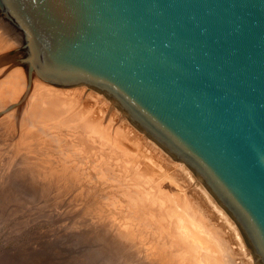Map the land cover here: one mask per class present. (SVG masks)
<instances>
[{
    "label": "water",
    "instance_id": "obj_1",
    "mask_svg": "<svg viewBox=\"0 0 264 264\" xmlns=\"http://www.w3.org/2000/svg\"><path fill=\"white\" fill-rule=\"evenodd\" d=\"M12 64L104 94L184 162L264 264V0H0ZM11 107V106H10Z\"/></svg>",
    "mask_w": 264,
    "mask_h": 264
},
{
    "label": "bare ground",
    "instance_id": "obj_2",
    "mask_svg": "<svg viewBox=\"0 0 264 264\" xmlns=\"http://www.w3.org/2000/svg\"><path fill=\"white\" fill-rule=\"evenodd\" d=\"M20 42V33L0 15V48L11 47ZM9 63L11 66L17 65ZM23 80L20 71L16 68L11 70L0 88V103L2 100H14L25 88ZM57 87L33 76L27 96L4 110L7 112L18 107L11 116L5 117L0 122L1 129L6 128L8 124L12 125L9 132H12L14 136L9 139L10 146L13 148L15 144L16 152L22 156V160H19L17 162L19 164L15 166L19 167V170L13 172L14 176L28 178L30 184L33 183L45 192L57 191L58 185H65L68 190L86 189L85 191L82 189L84 194L80 197L70 195L71 201L77 204L80 201L79 203H84L83 205L87 203L85 206L87 209L84 210L89 213L88 216L93 215L95 218L100 216L104 220L101 228L97 226L102 236L110 237L114 230L113 235L116 233L117 236L119 232L125 238L124 224L128 223L132 227L130 232L133 234L138 231L142 235L150 233L153 236L155 242L157 241L149 245L153 249L144 251L147 258L151 257L149 264H234L233 255L229 253L232 240L241 245L247 263L250 261L253 264V257L235 222L205 186L199 180L197 181L196 176L184 162L173 160L158 144L132 125L104 95L93 90L87 92L84 85L75 86L77 88ZM32 90L34 92L28 100ZM84 95H87V100L92 105L78 109L74 100L79 101ZM104 108L107 109L104 110ZM95 113L98 115H93ZM22 117L27 124L21 122ZM57 118H61V123L52 124ZM61 126L67 127L65 130L69 132L81 128V131L78 129L80 139L77 136L69 137L66 133H64L65 136L61 132L59 134L57 130ZM82 130L93 134L94 139ZM84 134L91 139L84 140L86 136ZM101 140L106 141L110 150L114 149L118 154L104 153L105 151L102 150H105L103 148L106 146L101 144ZM57 152L65 153L62 156L63 159L53 156ZM110 157H113L112 160L109 159ZM146 160L148 162H145ZM128 165L133 169L132 173L126 170ZM152 166H158L160 170L164 169L163 173L153 171V174L155 173L156 176L171 174L177 185L171 182L167 184V181L165 185L161 184L162 187L158 184L159 188L155 187V190L149 186L147 187L149 189L145 190L138 185L137 183L146 177V171L154 168ZM171 169H174L173 172ZM136 176L139 181L135 180ZM148 179L152 178L149 176ZM134 180L135 183H133ZM56 187L57 189H54ZM190 187H193V190L186 192ZM85 192L88 193L85 194ZM185 194L190 198L189 201H186ZM68 197L66 196V199ZM196 205L206 211L205 223L197 221L192 215ZM81 211L78 212L81 213ZM112 211L113 214L120 216V223L112 219ZM81 214L84 215V212ZM214 216L216 219H221L222 223L217 224L216 227L207 226L209 222L216 223ZM226 229H229L232 234L231 239L229 235L224 234ZM217 235H220V241L216 240ZM201 239L206 243L215 242L218 255L221 254L220 260L212 258V253L200 251L202 245H205Z\"/></svg>",
    "mask_w": 264,
    "mask_h": 264
},
{
    "label": "rangeland",
    "instance_id": "obj_3",
    "mask_svg": "<svg viewBox=\"0 0 264 264\" xmlns=\"http://www.w3.org/2000/svg\"><path fill=\"white\" fill-rule=\"evenodd\" d=\"M21 43L22 41L19 44L17 43L16 45L11 47L0 48V88L3 85L4 79H6L7 76L10 74L11 70L15 68L17 71H20L22 73L24 79L23 80L24 86L26 88L27 79L24 68L19 65L11 66V64L9 63L10 60L9 61L6 60V59H11V57L8 58L5 56V55L15 56L14 49L20 47ZM25 88L22 90V92H20L16 96V98H14V100L11 101L2 100V102L0 103L1 105L0 122L5 117L11 116L13 112H15V110L18 108L15 107L10 111L7 112L4 111L10 105L17 103L20 100V98L23 96ZM84 88L88 90L87 92H89V90H93L85 85ZM33 90L31 91L28 100H30V98L32 97V94L34 92ZM93 92H97L98 94L104 95L96 90H93ZM86 96L87 95H84L83 98H81L79 101L74 100V102L76 101L75 103L78 106L74 102L73 104H75L78 107V109H83V107L85 106L92 105L87 100ZM105 109L107 108H104V110ZM93 115L97 116L98 114L95 113ZM23 119L24 118L22 117L21 122L27 124V122L24 121ZM57 123L58 124L61 123V118H57L54 122H52V124H57ZM8 125H6L7 129L5 127L1 129L0 127V264H122V263L149 264V262H151V257L150 259L147 258L148 256L144 251L152 250L153 248L150 247L149 245H152L157 241L155 242V239L152 238L153 236L150 233L142 235L141 233L136 231V234L135 233L133 234V232H130L132 229L130 223L124 224L125 225L124 229L126 230L125 235L127 236V239L125 235H124L125 238L122 237L119 232H117V236L116 233L115 235H113L114 234L113 232H115L114 230L113 232H111L110 237L107 234L108 236L106 238L102 236L100 232H98L97 229L101 228L102 224L104 223V220H102L100 216H98L99 218L97 216H96L97 218H95V216L93 215L88 216L89 213H86V211L84 210L87 209V207H85L87 203L86 205H83L84 203H79L80 201L78 202V204L77 202L74 203L71 201V196L80 197L81 195L84 194V191L86 189L77 188L73 190H68L67 188H65V185H58L57 191L54 190V191L45 192L44 190L34 186L33 183L30 184L31 182L29 181L28 178L25 177L27 179L26 180L23 176H19V177L14 176L15 174L13 175V172L19 170V167L16 168L15 166L19 164L17 163L19 160L20 161L22 160L21 159L22 156L19 154V152H16L15 144H13L14 146V147L12 146L13 148H11L10 146L11 142L9 139L12 138L14 134L12 132H9V129L12 128V125L9 126ZM61 127L63 128V126ZM61 127L57 131L59 134L62 133L63 136H65L64 133H66V135L69 137L75 136L74 138L80 135L78 131L81 128H77V130L71 128L73 129V131H71L70 129L71 132H69L68 130H65V128L67 127H64L63 128L64 130ZM8 132L11 134H9ZM83 132L85 133L86 131L84 130ZM87 134H84V136L86 135L83 138L84 140H87L90 137L94 139L95 136L93 134L91 135L89 133L90 137ZM106 143H107L106 141L101 140V144L104 147L106 146L105 148H103L105 150L102 151H105L104 153L108 155H117L118 152L114 149L110 150V148L107 146ZM63 153L57 152L53 154V156L62 158V156L65 155V153L64 154ZM111 158L113 157H110L109 159ZM145 162L148 161L146 160ZM152 167L154 168L151 169L150 171H146L145 174L146 177H144V179H142L140 183H137L138 185H141L143 188H145V190L146 189L148 190L149 188L152 189L154 188L153 190H155V187L156 188L158 186L160 187L161 184L165 185L167 181H168L167 184L171 182L174 185H177L176 182L173 180L171 174L168 175L163 174L161 176H156L155 173L153 174V171L163 173L164 169L160 170L158 166L157 167L152 166ZM126 170L131 173L133 172V169L130 168L129 165ZM171 170L170 171L173 172L174 169ZM149 176L152 179H148ZM137 177L138 176H136L135 180L139 181V178ZM135 180L133 183H135ZM149 180L150 182H148ZM148 186L149 188H147ZM192 188L193 187H190V189L188 188L186 192L192 191L193 190ZM54 189H57V187ZM63 191L65 192V194ZM86 193L88 192H85V194ZM186 194L188 195L189 193ZM187 195H186V201H189L190 198ZM66 196L69 197L66 199ZM69 199L71 202L69 201ZM61 202H64V204L63 203L61 204ZM65 202H67V204H65ZM78 211H81V213L84 212V215H82ZM85 213H86V217H85ZM192 215L196 217L197 221L201 223L206 222L207 219L206 211L201 209L198 205H196L195 211H192ZM111 217L112 219H114V221L117 220L116 222H119L120 220V216L113 214V211ZM214 218L216 220V223L209 222L207 226L212 225L216 227L217 224L219 225L222 223L221 219H216V216H214ZM97 226L99 228H97ZM129 233L131 234V236ZM137 233L139 234L138 236ZM224 234L229 235L230 239L232 238V234L230 233L229 229H226ZM217 236H216V240L220 241L219 238L220 235ZM123 238L125 239L124 241L122 240ZM132 238L134 239L132 240ZM145 238L146 240H144ZM201 242L203 243L204 240H202ZM203 244L205 245H202L203 247L200 251L204 253H210V254L212 253L211 257L212 258L214 257V259H219V260L221 259L220 257L221 254L218 255L217 245L215 244V242H213V244L212 242L210 243L204 242ZM148 246L150 248H148ZM230 246L231 247L229 253L233 255L232 258L234 259V264H251L250 261L247 263L246 261L247 259H245L242 252V247L239 243L235 242V240H232ZM169 252H171V250ZM251 257H253L252 254ZM252 262L253 264H256L254 258Z\"/></svg>",
    "mask_w": 264,
    "mask_h": 264
}]
</instances>
